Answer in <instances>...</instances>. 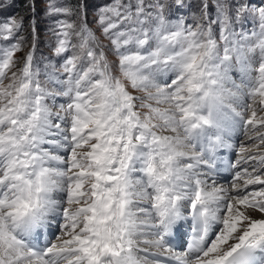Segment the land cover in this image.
<instances>
[{
  "label": "snow or ice",
  "instance_id": "obj_1",
  "mask_svg": "<svg viewBox=\"0 0 264 264\" xmlns=\"http://www.w3.org/2000/svg\"><path fill=\"white\" fill-rule=\"evenodd\" d=\"M171 6L47 0L45 12L56 21L54 53L71 55L61 64L65 79L53 70L43 82L32 67L33 46L21 35L23 18L0 21V40L12 41L0 48V264H139L132 242L144 230L159 237L156 264H264V177L225 194L210 175L215 145L199 143L207 129L219 128L220 41L245 38L235 24L247 16L259 21L252 35L264 34V0H240L227 12L217 0L215 18L202 2L191 24L169 19ZM174 6L179 13L185 2ZM90 8L100 37L89 27ZM24 45L22 67L13 71V54ZM128 85L144 96H133ZM59 96L68 102L54 112L47 101ZM138 99L146 112L137 110ZM186 144L201 154L184 151ZM258 163L264 158L253 167ZM252 185L258 187L248 191ZM185 222L187 251H177L184 244L173 242ZM53 228L60 237L41 247L44 233L56 238Z\"/></svg>",
  "mask_w": 264,
  "mask_h": 264
},
{
  "label": "rangeland",
  "instance_id": "obj_2",
  "mask_svg": "<svg viewBox=\"0 0 264 264\" xmlns=\"http://www.w3.org/2000/svg\"><path fill=\"white\" fill-rule=\"evenodd\" d=\"M219 1L225 9V12L233 9L234 6L240 2V0ZM58 2L61 3L63 2V0H58ZM260 3L261 0H252L253 6ZM46 5L47 3H43L42 16L45 18L49 16L45 12ZM172 7L175 10L174 0L172 1ZM226 8H228V10H226ZM217 11L218 8L215 7L213 12L214 18ZM34 12V9L31 7L30 15H32ZM187 14V5H185L184 9L181 12L177 13V17H183L184 20L189 23ZM175 18L176 17L171 20L174 21ZM46 25L48 28L47 32H51V35L53 37L51 39V35H46L45 40L50 41V43H52L53 47L55 48L57 45V38L54 35L57 30L55 19L53 18V20H50ZM93 26L94 28H96L95 24H93ZM28 27L31 29L33 35L34 31L31 26V21L29 22ZM214 27L216 36L217 38H219V28L215 25ZM235 30L237 32L243 31L246 37L243 39L233 38V43L231 45H224L223 41H220L218 55L221 57L222 62L219 63V71L222 74L224 103L217 115L219 128H212L213 132H217L215 137L219 136L221 140L223 139L222 141H226L227 145H231V156L229 157V162L234 170L228 175L227 180L218 181V178H214L217 184L219 186H222L225 194L232 193L234 190H238L242 193L247 180H254L257 175L264 177V171H262L264 170V163H258L256 167H253L254 163H257L261 161V158H264V142H262L264 141V123H260L259 125H257L258 121H264V110H262V105H264V74L260 72V66L264 65V34L252 35L253 32L258 33L260 31L259 21L254 19L252 16H247L246 18L237 22L235 24ZM104 39L105 38H102L103 44L108 47L107 49H111L112 46L110 42L107 39H105L104 41ZM225 47L229 48V58L226 60L223 59V57L225 56ZM25 53L26 52L23 49L21 51L14 52L13 59L16 61V68H13V71H16L18 67H22L23 62L20 64V60L18 57H20L21 55L24 56ZM64 55L65 54H63L62 56ZM107 55L110 64L118 66L119 57L112 51L107 52ZM50 56L58 57L57 55H55L54 51ZM63 60L64 59H62L59 64H53L50 68L44 65V62H42V67L38 68V78L45 79L46 73H51L53 70H55L58 74H60L61 79H65V76L60 73ZM113 74L117 76L120 75L116 70H114ZM4 83L7 84L8 81L5 80ZM51 84L52 88H55L57 90L59 89V85H56L54 83ZM128 90L133 96H144V93L135 89H131L130 85H128ZM47 102L55 112L59 110V105L67 104L68 98L59 96L56 97L54 101L49 99ZM135 103L137 105L138 111H147V109L139 107L141 100L138 99L137 101H135ZM245 104H247V108L244 107ZM253 112L256 113L255 117L252 116ZM236 114H240V116L238 117ZM232 118L235 119V121L230 120ZM249 118L253 120L252 124H247L244 122L245 119ZM209 133L210 132L207 129L204 133V136L202 137L204 143H207ZM161 135H173V133L161 132ZM224 145L226 144L224 143ZM239 146L241 147L239 148ZM183 150L188 152L189 154H201L194 152V147L190 144H186ZM241 161H244L243 165H241ZM215 174L210 175H212L213 177H218ZM256 187L258 186H249L248 191H251ZM232 202L233 204H235L236 200L233 199ZM255 215L257 214L255 213ZM51 231L56 232V229L53 228L51 229ZM60 235V232H56V238H53L51 235H49L48 241L55 243ZM158 239L159 237L150 235L147 230H144V235L136 236L133 238L132 254L134 256H139V264H156V260L151 258L153 257L151 254L153 252L159 253L162 251V249H157V247L155 246V241ZM143 241L148 242L144 243Z\"/></svg>",
  "mask_w": 264,
  "mask_h": 264
},
{
  "label": "trees",
  "instance_id": "obj_3",
  "mask_svg": "<svg viewBox=\"0 0 264 264\" xmlns=\"http://www.w3.org/2000/svg\"><path fill=\"white\" fill-rule=\"evenodd\" d=\"M173 0H164L166 4L172 5ZM81 3H83V0H80ZM107 0H89L90 4H97V3H105ZM185 5H187V17L189 24L193 23V21H198L201 16L202 11V2H207L211 5V12L210 14L213 16L214 9L217 5V0H184ZM35 4L34 13L30 15V8L32 4ZM43 3H47V0H0V21L10 20L12 18H15L19 20L20 18H23V25H24V31L21 33L23 35L28 45H32V51H33V60H32V67L38 71V68L42 67V62H44V65L48 66L50 68L53 64H59V62L64 59V56H70L71 52L65 53L64 56H50L51 53H53V44L50 43V41L45 40L46 35H51V32H47V23L50 20H53V17L48 16L47 18L42 16V10H43ZM68 5H73L76 3V0H63V2ZM219 4L221 5V2L219 1ZM228 10V8H226ZM165 15L169 19H174V17H177L176 11L173 9V7H169L165 10ZM32 16V18H31ZM88 21H89V27L93 29L95 35L97 37H100V34L98 31H96V28H94L93 24L91 23L92 17H93V9H89L87 13ZM31 21V26L33 29V35L31 32V29L28 27L29 22ZM215 29V27H214ZM51 35V39H52ZM105 41V39H104ZM73 42H75V38H73ZM12 41H4L0 40V48H4L7 46H10ZM101 43L103 44V40L101 38ZM28 45L22 46V49L27 52ZM104 45V44H103ZM105 46V45H104ZM106 50L108 47H106ZM20 55V54H19ZM22 57L21 55L19 58L20 64L22 63ZM108 58V55H107ZM19 64V66H20ZM19 68V67H18ZM42 82L45 80L44 78L40 79ZM51 83H49L47 86L51 87Z\"/></svg>",
  "mask_w": 264,
  "mask_h": 264
},
{
  "label": "bare ground",
  "instance_id": "obj_4",
  "mask_svg": "<svg viewBox=\"0 0 264 264\" xmlns=\"http://www.w3.org/2000/svg\"><path fill=\"white\" fill-rule=\"evenodd\" d=\"M219 121H220V119H219ZM222 121V120H221ZM219 123V122H218ZM218 130V129H217ZM208 131L210 132L209 133V138H207V141H208V143H204L203 142V140L201 139L200 141H199V143H201V144H203L204 145V147H205V149H207L208 148V146H209V144L211 143V138L212 137H215V135L217 134V132L216 131H214L213 132V129L212 128H209L208 129ZM236 131V130H235ZM221 140V139H220ZM223 140V139H222ZM233 144V143H232ZM214 145H215V147H216V150L220 147V141L219 142H217V143H214ZM221 146H223L224 147V144H222ZM229 149H230V147L229 148H227V149H224V152H225V155L227 156V154L229 153ZM232 150V149H231ZM216 152V151H215ZM214 152V153H215ZM217 153L215 154V158L217 157ZM231 156V155H230ZM213 173V172H212ZM216 173V172H215ZM214 173V174H215ZM217 174V173H216ZM219 175H221L222 174V172L221 173H218ZM222 176V175H221ZM235 202V201H234ZM257 214V217L259 218V215L260 214H258V213H256ZM181 231V233L183 232V230L181 229L180 230ZM47 240H48V233L46 232V233H44V235H43V237H42V239H41V242H40V246L41 247H43L46 243H47ZM146 247V246H145ZM148 252V251H147ZM136 256V255H135ZM193 262V264H197V261H195V260H193L192 261Z\"/></svg>",
  "mask_w": 264,
  "mask_h": 264
}]
</instances>
